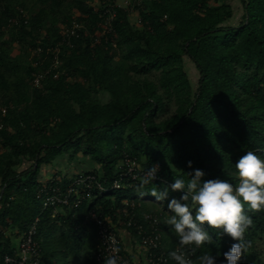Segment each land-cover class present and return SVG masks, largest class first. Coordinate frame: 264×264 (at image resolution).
<instances>
[{
	"label": "trees",
	"instance_id": "trees-1",
	"mask_svg": "<svg viewBox=\"0 0 264 264\" xmlns=\"http://www.w3.org/2000/svg\"><path fill=\"white\" fill-rule=\"evenodd\" d=\"M37 1L41 7L28 15V26L13 28L20 39L30 38L32 49L42 47L41 53H32V62L36 57L41 61L36 67L31 63L25 79L17 82L12 67L0 69V108L7 109L0 129V264L3 254L13 250L9 229L20 234L35 217V239L45 264H94L97 237L87 219L91 208L116 221L133 208L138 221L155 215L164 242L170 212L152 189L160 191L174 178L187 180L195 168L204 171L202 179L238 183L234 163L239 156L254 151L264 157V0H238L242 16L236 23L227 4L233 0H144L136 7L135 23L118 8L115 32L95 45L89 34L98 22L97 6L84 0ZM67 2L77 7L86 25L76 46L61 51L62 72L47 74L34 86L32 73L48 66L53 45L48 34L41 36V22L55 19ZM17 7L13 0H0V27ZM7 42L5 37L0 60ZM99 92L108 96L106 101L96 97ZM123 153L158 178L127 182L101 194L93 188L66 214L42 207L41 165L67 157L74 170L94 172L110 184L120 172ZM21 162L26 167L20 168ZM59 182L65 186L69 179L62 175ZM179 195L169 191V198ZM249 215L253 222L245 239L250 243L240 264H247L250 251L264 238V210ZM205 227L212 241L191 246V260L199 264L205 252L220 253L219 264L234 241L206 222ZM93 232L96 243L82 260ZM175 245L177 238L167 247Z\"/></svg>",
	"mask_w": 264,
	"mask_h": 264
},
{
	"label": "built area",
	"instance_id": "built-area-1",
	"mask_svg": "<svg viewBox=\"0 0 264 264\" xmlns=\"http://www.w3.org/2000/svg\"><path fill=\"white\" fill-rule=\"evenodd\" d=\"M142 0H101L98 5L97 18L98 22L89 34L91 45L100 43L105 36H112L115 32L114 21L117 18V9H123L129 15L136 10V7L141 4ZM139 22V20H138ZM29 17L27 11L22 7H17L15 13L6 18L5 28H19L22 25L28 26ZM84 28L80 21L72 19L61 31L59 40L51 45V59L48 66L42 71H33L32 85L36 86L42 78L47 74L52 73L54 76L59 75L62 71L60 66V55L63 49L69 50L76 46L77 41L81 37V29ZM6 35L3 30H0V46ZM111 45L115 47L114 41ZM42 51L40 45L33 49L34 54H39ZM40 58L36 57L33 66L36 67ZM6 107L0 108V129L4 127L3 117L6 115ZM120 172L111 181L106 184V179L100 181L98 175L94 172H78L71 178L69 182L63 186L60 185L59 179L56 177L47 178L42 181L41 193L44 194L42 199V207L52 206L57 213V208L62 206L70 207L71 203L78 204L85 194L90 197L93 188L98 190V193L120 188L124 183L132 181H153L158 176L152 171L144 169L137 162L136 158L128 153H123L120 159ZM154 173V177H153ZM153 177V178H152ZM73 198L75 199L73 201ZM151 199L150 202H153ZM133 205V204H132ZM133 208V206H131ZM134 208L124 212L123 218L117 220L126 229L130 230L145 251L144 264H175L167 253L169 250L178 249L180 245L167 247L162 241V233L159 229V220L155 215L146 214L142 221L134 218ZM87 219L94 224L97 243L94 253V264H104L108 258H112L115 264H133L130 257L123 253L121 249L120 238L117 232V227L110 220L103 216L99 210L91 208L88 211ZM35 217L28 227L18 234L17 246L12 252L3 254L1 264H45L41 258V248L35 239L36 222ZM185 255L191 259V247L183 249Z\"/></svg>",
	"mask_w": 264,
	"mask_h": 264
},
{
	"label": "clouds",
	"instance_id": "clouds-1",
	"mask_svg": "<svg viewBox=\"0 0 264 264\" xmlns=\"http://www.w3.org/2000/svg\"><path fill=\"white\" fill-rule=\"evenodd\" d=\"M187 163L191 166L192 161ZM234 166L238 183L218 177L202 179L204 171L195 168L187 180L174 178L170 185L160 191L151 190L156 201H166V208L170 212L164 223L177 238L180 247L169 250L167 255L175 264H193L183 251L185 247L199 248L211 243L212 236L205 222L207 227L220 229V234H226L234 241L223 252L224 260L219 264H240L250 243L245 239V233L253 222L249 212L264 210V157L254 151H246ZM145 182L142 181V184ZM170 190L179 191V197L169 198ZM219 255L205 252L198 257L199 264H217ZM104 264H115V261L108 258Z\"/></svg>",
	"mask_w": 264,
	"mask_h": 264
},
{
	"label": "rangeland",
	"instance_id": "rangeland-1",
	"mask_svg": "<svg viewBox=\"0 0 264 264\" xmlns=\"http://www.w3.org/2000/svg\"><path fill=\"white\" fill-rule=\"evenodd\" d=\"M13 2H15L17 6H21L25 8L29 16L32 13L36 12V10L39 7H41V4L37 0H13ZM84 2H86V4H88L89 6L98 7L99 5L98 0H84ZM141 2L143 3L145 1L142 0ZM237 2L238 0H233L227 3L229 4V8L231 6V10L234 11L233 13H234L235 20H236L234 21L235 23L242 16V11L240 10ZM54 18L55 19L46 18V20L43 19L41 22V27L43 31L41 36L43 37L46 34H48V43L50 44L55 43L56 36L58 35L59 31H61V29L63 28V26L67 23L69 19H72V18L79 19V11L77 7H75L74 4L67 2L64 8L62 9V11L58 12ZM129 18L131 22L135 23L137 19V12L135 11V12L130 13ZM79 20L82 24L86 25L84 21H82L81 19ZM87 23L88 24L90 23V26L92 25V21L87 22ZM22 26H25V25H22ZM0 30H3L6 37L9 38V42H7L4 47H2V59L0 60V63H1L0 69H3V66L5 65L12 67V69L10 70V75L12 79L14 80L18 78L25 79L26 69L28 67H31V63L33 64L32 62L33 61L32 59L33 49H32L31 44L28 43L30 38L29 39L27 38L24 40L20 39L18 30L14 28L0 27ZM118 56H119V51L117 50L113 58V62L117 61ZM186 69L189 72V74H191L194 77L196 76L194 67L190 63H187ZM194 77L193 79H195ZM26 89H27V93L30 94L32 86L28 85ZM96 97L100 101H106L108 96L102 92H99L98 95L96 94ZM66 164L67 163H65V165ZM62 166L63 165L61 166L58 165L57 167L61 169ZM55 169H56L55 166H52V168L47 167L45 176L40 177V180L44 181L45 179L47 178L49 179L51 177H56L57 179H60L62 175L57 174L54 171ZM69 172L71 171L69 170ZM65 175L68 178L73 176L72 173L65 174ZM167 218L168 217L166 216L165 220ZM164 233L167 236V238L164 241V244L166 246H169L170 241L175 240L176 237L169 231V228H167L164 231ZM17 241H18V238H17ZM95 243H96V237L93 232L85 242L82 260H84L87 256H89L92 250V246L95 245ZM247 264H264V238L259 239L255 248L250 251V254L247 259Z\"/></svg>",
	"mask_w": 264,
	"mask_h": 264
},
{
	"label": "crops",
	"instance_id": "crops-1",
	"mask_svg": "<svg viewBox=\"0 0 264 264\" xmlns=\"http://www.w3.org/2000/svg\"><path fill=\"white\" fill-rule=\"evenodd\" d=\"M18 7H21V6H18ZM65 163H67V164L65 165ZM58 165H60V166L65 165V166L64 167L62 166L60 169L57 167ZM52 166H55L56 169L54 171L59 175H65V174L72 173L74 176L75 174L78 173V171L74 170L73 162L71 160H69L67 157L66 158L58 157L51 164L41 165L40 177L45 176L47 167L52 168ZM23 167H26L25 162H21L20 168H23ZM68 167H69V169H68ZM69 170L71 172H69ZM62 172H64V173H62ZM69 178H71V177H69ZM69 210H70V207H67V206H62L60 208H57V211L60 213H63V214H66ZM108 219L110 221H112V223L114 225H116V227H117V232H118V235L120 238L121 249H122L123 253L130 257L133 264H144L145 251H144L143 247H141L139 245V243L137 242V240L133 236L132 232L130 230L126 229L122 224H120L116 220H112V218H110V217ZM5 232H8V230ZM9 233L10 234H8V235H10L11 245L13 248H15L17 246V242H18L17 238H18L19 233H17L13 227L9 229Z\"/></svg>",
	"mask_w": 264,
	"mask_h": 264
}]
</instances>
